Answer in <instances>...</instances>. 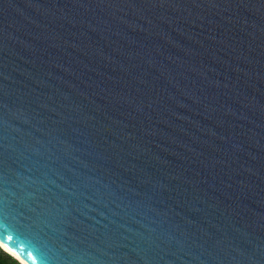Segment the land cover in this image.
Returning a JSON list of instances; mask_svg holds the SVG:
<instances>
[{
	"label": "water",
	"instance_id": "95a60500",
	"mask_svg": "<svg viewBox=\"0 0 264 264\" xmlns=\"http://www.w3.org/2000/svg\"><path fill=\"white\" fill-rule=\"evenodd\" d=\"M6 233L26 264H264V0H0Z\"/></svg>",
	"mask_w": 264,
	"mask_h": 264
},
{
	"label": "snow or ice",
	"instance_id": "6c2138e0",
	"mask_svg": "<svg viewBox=\"0 0 264 264\" xmlns=\"http://www.w3.org/2000/svg\"><path fill=\"white\" fill-rule=\"evenodd\" d=\"M5 236H7V239L9 241H14V237L12 235H10V234H7V233L3 236L2 239H0V241L4 240ZM9 247L10 248H16V244L13 242V243H11L9 245ZM18 251L21 252V259L23 261H29V258L30 257H35V258H38L39 257V252L36 249H28V248H25V249L18 250Z\"/></svg>",
	"mask_w": 264,
	"mask_h": 264
},
{
	"label": "trees",
	"instance_id": "16d2710c",
	"mask_svg": "<svg viewBox=\"0 0 264 264\" xmlns=\"http://www.w3.org/2000/svg\"><path fill=\"white\" fill-rule=\"evenodd\" d=\"M0 264H20V262L16 261L13 257L5 253L2 248H0Z\"/></svg>",
	"mask_w": 264,
	"mask_h": 264
},
{
	"label": "bare ground",
	"instance_id": "6f19581e",
	"mask_svg": "<svg viewBox=\"0 0 264 264\" xmlns=\"http://www.w3.org/2000/svg\"><path fill=\"white\" fill-rule=\"evenodd\" d=\"M0 247L10 255H12L17 261H19L21 264H26L24 261H22L17 255H15L12 251H10L3 243L0 242Z\"/></svg>",
	"mask_w": 264,
	"mask_h": 264
}]
</instances>
